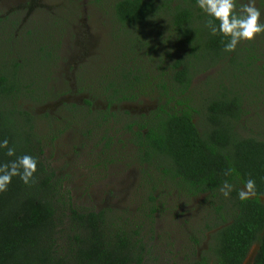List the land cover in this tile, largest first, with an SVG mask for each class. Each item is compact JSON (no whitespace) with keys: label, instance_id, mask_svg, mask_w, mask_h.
<instances>
[{"label":"trees","instance_id":"trees-1","mask_svg":"<svg viewBox=\"0 0 264 264\" xmlns=\"http://www.w3.org/2000/svg\"><path fill=\"white\" fill-rule=\"evenodd\" d=\"M157 12L153 0H118L113 6L123 29L139 30ZM165 12L179 36V48L164 52L161 64L150 73L145 64L135 62L113 69L116 79L101 84L99 90L107 108L97 110L92 101L63 104L65 126L48 139L24 101L54 103L68 92L62 86L57 90L48 76L59 53L50 37L65 24L55 20L48 26L50 31L46 27L43 33L35 30L13 39L12 29L19 23L0 21V38L13 42L15 51L6 55L0 50V139L7 138L16 152L8 157L6 150H0V164L25 154L38 161L34 182L25 185L14 177L8 190L0 193V264H145V241L139 229L130 228L111 209H77L64 187L66 179L45 159V140L55 141L56 132L62 136L77 127L87 140L120 142L123 137L133 161L144 167L142 174L154 175V179L148 176L151 183L182 199L204 198L201 204L209 213L199 226L200 240H192L193 255L187 264H244L255 245L251 264H264V139L242 127L247 114L239 90L223 88L198 103L191 87L200 70L227 61L238 70L242 64L235 61L236 51H223L219 35L210 34L196 0L176 3ZM141 42L139 50L153 51L151 44L142 49ZM180 50L184 54L174 58L168 70L160 71L164 59ZM144 98L157 101L147 114L109 110ZM113 135L118 138H110ZM229 168L235 171L225 175ZM249 178L256 182V196L240 201L238 191ZM225 181L233 185L228 198L220 193ZM149 200L154 209L146 217L153 220L160 205L154 204L152 193ZM201 239L206 249L196 258Z\"/></svg>","mask_w":264,"mask_h":264},{"label":"rangeland","instance_id":"rangeland-1","mask_svg":"<svg viewBox=\"0 0 264 264\" xmlns=\"http://www.w3.org/2000/svg\"><path fill=\"white\" fill-rule=\"evenodd\" d=\"M116 1L0 0V21L7 19L19 23L12 29L13 39H22L24 33L35 30L43 33L55 20L65 24L64 29H55L50 37V43L59 53L48 76L57 90L61 86L63 90L69 88L68 94L57 102L43 105L24 101V108L38 118L41 132L47 139L52 132L65 126L63 104L83 105L85 101H92L95 109H106L99 90L101 84L116 79L113 69L127 64L132 66L135 62L138 66L145 64V71L150 73L161 64L159 60L164 52L179 48L176 45L181 44L179 36L165 11L186 0H153L158 12L139 30L121 28L113 13ZM240 2L246 0H239L237 7ZM256 6L262 10L261 22H264V0H257ZM6 40L7 37L0 38L4 44L0 50L6 55L15 53L13 42L6 43ZM139 42L142 49H145L144 44H151L153 51L139 50ZM183 54L180 50L166 57L160 71L161 68L168 70L173 59ZM13 56L16 58L15 54ZM150 60L151 65L148 64ZM235 61L242 64H238V70L231 61L200 70L191 85L195 90L194 101L199 103L200 99L223 88L239 90L247 114L242 127L249 134L258 133L259 139H264V34L252 42L239 44ZM255 83L258 84L255 86ZM156 103L154 98H144L139 103L120 104L110 111L147 114L155 109ZM82 133L81 127L62 136L56 132L55 141L46 139V149L43 148L47 162L58 176L66 179L63 184L74 206L85 211L111 209L130 228H138L145 241V264H187L193 255L192 240H200L197 236L201 232L199 226L209 213L206 205L201 204L204 198L182 199L177 193L151 183L148 176L151 174L154 179V175L152 172L142 174L144 167L133 161L132 150L123 137L110 136L120 142L87 140ZM163 191L164 195L160 194ZM150 193L156 199L154 204L160 205L152 214L153 220L146 217L152 209ZM195 249L196 258L200 257L206 243Z\"/></svg>","mask_w":264,"mask_h":264},{"label":"clouds","instance_id":"clouds-1","mask_svg":"<svg viewBox=\"0 0 264 264\" xmlns=\"http://www.w3.org/2000/svg\"><path fill=\"white\" fill-rule=\"evenodd\" d=\"M196 0V7L206 17L205 26L212 36L219 35L225 53H234L242 42H252L257 36L264 34V22H261L262 10L256 6L257 0ZM0 150H6L8 157L16 156L15 149L9 147L7 138L0 139ZM37 159L31 155H21L7 164H0V193L8 190L14 177H19L25 185L34 182L37 171ZM235 170L229 168L225 175ZM233 185L227 181L220 188L223 197L228 198ZM256 196V182L249 178L243 182L238 191L240 201Z\"/></svg>","mask_w":264,"mask_h":264},{"label":"water","instance_id":"water-1","mask_svg":"<svg viewBox=\"0 0 264 264\" xmlns=\"http://www.w3.org/2000/svg\"><path fill=\"white\" fill-rule=\"evenodd\" d=\"M257 249H258V246L257 245H255L254 247H252V249L250 250L249 255L247 256V258H246V260L244 262V264H247L249 262L252 263L253 257L255 255V252L257 251Z\"/></svg>","mask_w":264,"mask_h":264},{"label":"flooded vegetation","instance_id":"flooded-vegetation-1","mask_svg":"<svg viewBox=\"0 0 264 264\" xmlns=\"http://www.w3.org/2000/svg\"><path fill=\"white\" fill-rule=\"evenodd\" d=\"M63 97V96H62ZM61 97V98H62ZM116 106H119V105H114V106H111V107H109V110L111 109V108H113V107H116ZM107 108V107H106Z\"/></svg>","mask_w":264,"mask_h":264}]
</instances>
